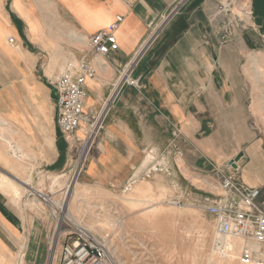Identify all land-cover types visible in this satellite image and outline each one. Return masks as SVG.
I'll return each instance as SVG.
<instances>
[{
    "label": "crops",
    "instance_id": "crops-1",
    "mask_svg": "<svg viewBox=\"0 0 264 264\" xmlns=\"http://www.w3.org/2000/svg\"><path fill=\"white\" fill-rule=\"evenodd\" d=\"M229 1L231 13H224ZM179 2L0 0V126L7 129L0 167L10 169L7 147L17 141L38 169L65 170L64 156L70 160L68 153L60 156L67 142L51 82L69 60L85 58L97 71L87 81L85 112L100 113L108 104L83 172L87 184L124 194L147 182L203 204L213 194L205 190L204 196L189 177L212 178L213 169L232 162L243 167L246 185L262 184L253 164L259 140L252 131L245 60L264 52V0H187L167 19ZM118 17L119 49L97 56L88 39ZM128 72L144 89L125 82ZM64 241L52 264H61ZM23 249L24 264H49L43 224L29 222L0 190V264H15Z\"/></svg>",
    "mask_w": 264,
    "mask_h": 264
},
{
    "label": "rangeland",
    "instance_id": "rangeland-1",
    "mask_svg": "<svg viewBox=\"0 0 264 264\" xmlns=\"http://www.w3.org/2000/svg\"><path fill=\"white\" fill-rule=\"evenodd\" d=\"M90 50L94 52L91 47ZM72 60L79 63L81 60L86 59L74 58ZM245 62V74L252 102V131L257 134L259 140V154H257L256 161L253 164L258 168L262 180V184L254 187L259 188L261 191L259 203L264 208V74L260 73V71L264 72V52L247 54ZM256 68H259V74H257ZM105 114V108L96 114L85 112L86 120H88L82 124L80 132L77 133V136L84 141L87 138L86 135L90 126L94 124L100 126L99 135L83 161L77 177V181L81 185H85L87 189L86 192H83L72 202V216L78 221L77 223L67 217V214H60L58 205L49 204L43 198H52L57 201L62 199L66 179L62 180L61 185L56 186L52 183V175H66L76 167L80 161L79 155L83 141L79 144H69L65 140L67 150L66 146L60 148V156L63 157L68 153L70 162L67 164L64 156L62 164L65 163L67 167L60 173H51L46 168L38 169L37 164L29 160V156H27L29 158L27 161L25 159L18 162L17 166L13 164L16 162L15 159L8 155V160H10L13 168L10 166L9 170H5L0 167V171L11 177L22 179L32 169L31 187L40 192L43 198L38 197L32 191H25L19 199L5 192L3 193L19 205L29 222L36 220L42 223L47 236L57 233L60 236L62 235L61 239L65 240L67 234L85 230L97 239L104 240L108 251L110 248L113 253L111 255L109 251L115 264H209L208 259L212 254L211 249L215 231L213 217L204 211L202 204L189 202L190 197L195 196L188 194L185 201V199L176 197L175 194L168 193L160 185L159 187H153L151 184L146 185L147 182H144V185L135 186L134 188L152 191V195L156 199H151L152 202H145L133 209L123 201L124 197L129 196L131 191L118 194L91 186L84 181L83 172L104 129ZM81 131H83L82 134ZM14 143L17 144V141H14ZM22 149L24 150L23 147ZM233 164L238 163L233 162ZM219 169H222V167ZM242 169L243 167L240 169L238 177L244 182ZM208 176V174H203L202 177L198 178L189 177L191 183L203 187L204 196L207 194L205 190L213 194L210 198H204L203 204L206 203V200H213L221 194V191L217 189L219 177L216 171L213 169L212 178ZM158 182L163 185L162 180ZM156 206L168 210L167 213L160 215L152 213L153 208ZM203 239H206V244L202 249L201 241ZM22 252L15 255V264H24V260L19 263ZM233 253L237 256L234 264H242L239 259L241 254L239 246L238 248L235 247L230 256ZM48 261L49 264L53 263V255Z\"/></svg>",
    "mask_w": 264,
    "mask_h": 264
},
{
    "label": "built area",
    "instance_id": "built-area-1",
    "mask_svg": "<svg viewBox=\"0 0 264 264\" xmlns=\"http://www.w3.org/2000/svg\"><path fill=\"white\" fill-rule=\"evenodd\" d=\"M186 1L180 0L167 19L176 14ZM221 10L224 13H231L232 1L223 4ZM122 20V17H118L116 23L107 31H101L88 39L89 46L97 56L105 57L119 49L114 31ZM231 24L230 20V28ZM227 33L232 35L231 30ZM10 43H14L13 38L10 39ZM143 50L138 54L137 59ZM96 77L97 71L90 62L81 60L76 63L71 59L66 63L61 75L51 82L56 91L58 127L69 144H79L83 141L77 136V133L82 124L88 120L85 117V101L88 97L87 81ZM124 80L139 90L144 89L141 81L132 79L129 72L124 75ZM99 131L100 126L95 124L90 126L86 135L87 138L82 144L79 160H81L86 149H88L87 157L99 135ZM214 170L219 177L217 189L221 191V194L213 200H206V203L201 205L204 211L213 217L215 231L212 254L220 260L229 259L236 247L233 242L239 240L241 241L239 259L242 264L263 262L264 208L259 203L260 189L243 183L238 177L240 167L233 162L222 169L216 168ZM66 236L62 246L61 264H115L104 240L97 239L85 230ZM47 238L49 258L53 255L54 261L62 235L52 233ZM22 251L19 263L25 258V251Z\"/></svg>",
    "mask_w": 264,
    "mask_h": 264
},
{
    "label": "bare ground",
    "instance_id": "bare-ground-1",
    "mask_svg": "<svg viewBox=\"0 0 264 264\" xmlns=\"http://www.w3.org/2000/svg\"><path fill=\"white\" fill-rule=\"evenodd\" d=\"M75 37V35H74ZM81 38V37H80ZM78 40V39H77ZM76 40V41H77ZM79 42V41H78ZM259 68H256L257 74H259ZM263 73L264 72H261ZM6 125V124H5ZM7 129L4 127L0 126V138H4V132H6ZM80 132V131H79ZM83 133V131H81V134ZM9 148L7 150V152L10 153L11 157L15 159V165L18 166V162H22L25 159H27V153L24 152V150L22 149V147L20 145L15 144L13 141H10V145L7 147ZM88 149L85 150L81 160L78 162V164L76 165V167L70 171L69 174L66 175H52V183H54L56 186L57 185H61L62 184V180L66 179V187L65 191L62 193V199L60 201L54 200V199H49L47 197H42V194L38 191H36V189H33L31 187V179H32V169L29 170V172L27 173L26 177H23L22 179L17 178V177H11L6 173L0 172V190L7 193L8 195H12L13 197L19 199L21 198L22 194L27 191H32L35 195H37L38 197L43 198L44 201H46L49 204L52 205H58V207L60 208L59 212L67 214V217H69L71 220H74L76 223L78 222L73 216H72V212H73V207H72V202L74 199L78 198L83 192H86V186L85 185H81V183H79L77 181V177L80 173L83 161L86 157ZM31 161V160H30ZM13 168V166H11ZM135 186H139V185H135ZM135 186H132L131 188V193L129 194V196L124 197L123 201L131 208H137L139 206H141L143 203L145 202H152L151 199H156L155 196L152 195V191L149 190H139L137 188H134ZM141 188V187H139ZM127 193V192H126ZM156 203V202H155ZM168 210H165L162 207L156 206L153 208L152 213L154 214H165L167 213ZM74 215V214H73ZM60 226V225H59ZM90 230V229H87ZM57 240V239H56ZM234 246L238 247L241 243V241L239 240H235L233 242ZM206 244V239H203L201 241V248L203 249V247H205ZM109 251L111 253V255H113L112 251L109 248ZM212 253V252H211ZM115 257V256H114ZM237 258L236 254H232L230 256L229 259L227 260H220L218 258H215L213 254H211V256H209V264H234L235 259ZM259 264H264V259L263 262L259 263Z\"/></svg>",
    "mask_w": 264,
    "mask_h": 264
}]
</instances>
